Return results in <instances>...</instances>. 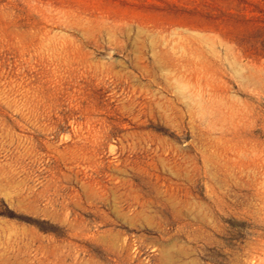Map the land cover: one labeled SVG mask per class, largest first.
Here are the masks:
<instances>
[{
	"label": "rangeland",
	"instance_id": "1",
	"mask_svg": "<svg viewBox=\"0 0 264 264\" xmlns=\"http://www.w3.org/2000/svg\"><path fill=\"white\" fill-rule=\"evenodd\" d=\"M0 264H264V0H0Z\"/></svg>",
	"mask_w": 264,
	"mask_h": 264
}]
</instances>
